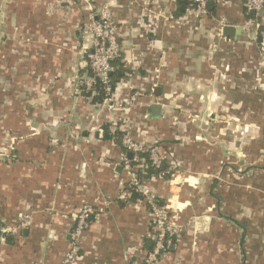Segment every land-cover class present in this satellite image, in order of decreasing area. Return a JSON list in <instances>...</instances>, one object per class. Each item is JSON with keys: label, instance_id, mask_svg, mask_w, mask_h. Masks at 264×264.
<instances>
[{"label": "crops", "instance_id": "crops-1", "mask_svg": "<svg viewBox=\"0 0 264 264\" xmlns=\"http://www.w3.org/2000/svg\"><path fill=\"white\" fill-rule=\"evenodd\" d=\"M102 1L130 72L115 111L80 91L81 29ZM102 1L0 0V264H62L83 206L93 215L72 264L142 259L149 213L124 203L106 125L156 146L166 167L147 185L181 232L158 264H264V9L208 0L184 18L181 0Z\"/></svg>", "mask_w": 264, "mask_h": 264}, {"label": "built area", "instance_id": "built-area-1", "mask_svg": "<svg viewBox=\"0 0 264 264\" xmlns=\"http://www.w3.org/2000/svg\"><path fill=\"white\" fill-rule=\"evenodd\" d=\"M208 0H186L187 8L183 13V17L204 16L207 13L206 5ZM243 7L247 12L253 11L256 15H260L264 9V0H242ZM87 34L92 35L91 50L85 53L88 68L91 72L90 77H86L80 82V86L89 90L95 81H100L106 86L108 97L105 99L107 108L110 111L119 110L114 93L108 87V75L112 71L110 61L119 59V44L117 27L112 19L111 11L106 1H102L98 6L96 13L92 16L81 29V36L84 39ZM264 70V63L262 65ZM136 95H133L130 102H134ZM121 120V119H120ZM123 122V121H122ZM121 138L122 147L134 154L133 159L126 157L125 153L121 155V166L126 171L128 186H132L140 195L138 201L142 203L150 217V229L147 238L153 241L152 249L144 254L141 260L134 261L131 264H158L167 254V250L172 244V239L179 237L180 227H176L169 216V206H159L155 203L151 190L147 182L140 179L137 175L139 167L132 166L137 162L136 155L141 152L149 154V161L152 166L159 167L161 158L158 155L156 146H146L133 140L128 132H123ZM163 174H160L161 177ZM130 196L129 192L123 187L122 198L125 201ZM93 215V210L88 206L78 209L74 216V226L70 232L71 246L62 258V264H72L80 255L82 239L87 228V221Z\"/></svg>", "mask_w": 264, "mask_h": 264}, {"label": "trees", "instance_id": "trees-1", "mask_svg": "<svg viewBox=\"0 0 264 264\" xmlns=\"http://www.w3.org/2000/svg\"><path fill=\"white\" fill-rule=\"evenodd\" d=\"M97 1V0H96ZM102 1V0H101ZM179 11L180 13H184L185 9L187 8V2L186 0H181L179 3ZM110 65L112 67V71L108 75V87L110 88V91L114 93L116 86L126 79V77L130 74L128 70H126L123 67V64L120 62L119 59H114L110 61ZM88 67V66H87ZM87 77L91 76V72L89 68H86ZM81 87V86H80ZM80 91L84 93V96L90 99V101L94 105H101L105 102V99L108 97V93L106 92V86L103 85L100 81H95L92 87L89 90H86L84 87H81ZM123 132H119L118 130H114L112 135L109 133V126L106 125L103 128V138L105 139H114L115 142L120 146L121 152L125 153L126 157L129 159H133L134 154L131 152L126 151L122 145H121V138H122ZM138 158L137 162H134L132 166H141L137 169V175L140 179L147 182V180L158 177L160 174H163L165 172V165L161 161V164L159 167L152 166L149 161V154L147 152H141L136 155ZM164 175V174H163ZM123 187L128 190L130 196L124 201V203H134L141 199L140 195L134 190L132 186H128L125 184ZM154 201L159 206H164V202L159 200L158 198H154ZM153 241L149 238H146L144 240V247L146 252L150 251L153 246ZM172 244H176V238L172 239ZM169 252V249L167 250V253Z\"/></svg>", "mask_w": 264, "mask_h": 264}, {"label": "water", "instance_id": "water-1", "mask_svg": "<svg viewBox=\"0 0 264 264\" xmlns=\"http://www.w3.org/2000/svg\"><path fill=\"white\" fill-rule=\"evenodd\" d=\"M207 6L210 7L211 6V3L209 2L207 4ZM253 13H254L253 11H250V14H253ZM232 32H233V29L231 27H224L223 28V34L225 33L226 36H231ZM158 90H159V88H156L155 89V93H154L155 95H156V91L158 92ZM151 112H152L151 113L152 114V117H158L159 114H160V106L159 105L152 106ZM119 168H121V167H119ZM173 247H174V245H170L169 246V249H172Z\"/></svg>", "mask_w": 264, "mask_h": 264}, {"label": "rangeland", "instance_id": "rangeland-1", "mask_svg": "<svg viewBox=\"0 0 264 264\" xmlns=\"http://www.w3.org/2000/svg\"><path fill=\"white\" fill-rule=\"evenodd\" d=\"M263 70V69H262ZM263 74H264V70H263ZM194 118V116H189V118H187V119H190V120H192ZM181 119H183L181 116H179L178 117V122L181 120ZM177 120V119H176ZM219 122H224V119L223 118H221V117H219L218 118V123ZM122 122L120 121L119 123H118V127H120V126H123V123L121 124ZM236 124V123H235ZM176 126H178V124H176ZM123 132H125L124 130H123ZM124 134V133H123ZM178 139H179V141H181V140H183L184 139V137L183 136H178L177 137ZM164 174V173H163ZM171 173H169V174H166V178L167 179H169V180H171L170 178H171ZM162 176H164V175H162ZM166 205H168L169 206V204L168 203H166ZM169 216H171L170 214H169ZM176 226V225H175ZM177 228H178V226H176Z\"/></svg>", "mask_w": 264, "mask_h": 264}]
</instances>
